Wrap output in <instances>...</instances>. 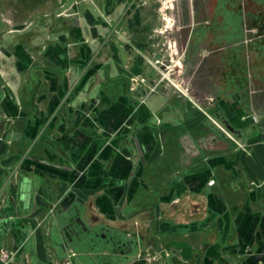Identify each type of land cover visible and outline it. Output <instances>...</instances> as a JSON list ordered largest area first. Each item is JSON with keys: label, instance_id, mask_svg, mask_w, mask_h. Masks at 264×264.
Wrapping results in <instances>:
<instances>
[{"label": "crops", "instance_id": "0c3cea01", "mask_svg": "<svg viewBox=\"0 0 264 264\" xmlns=\"http://www.w3.org/2000/svg\"><path fill=\"white\" fill-rule=\"evenodd\" d=\"M85 1L68 34L44 31L59 8L33 1L31 29L0 40V264H233L247 248L261 264L264 0H239L224 25L215 3L200 18L188 5L186 64L233 139L193 95L130 78L139 33L130 47L98 34L144 26L142 0Z\"/></svg>", "mask_w": 264, "mask_h": 264}, {"label": "rangeland", "instance_id": "374dc122", "mask_svg": "<svg viewBox=\"0 0 264 264\" xmlns=\"http://www.w3.org/2000/svg\"><path fill=\"white\" fill-rule=\"evenodd\" d=\"M33 1H50L51 7L53 6L52 3L57 4L59 9L51 11L50 16L54 17V15L59 14L58 18L63 20L62 23L56 27L43 28L44 31L48 29L52 35L59 32L68 34L70 29L69 20L75 18L76 13L78 15L82 14V12L75 10V7H69L74 0H66V5L63 4L65 0H0V40H9L11 36L25 34L31 29V27L26 26L27 24L23 26L22 23H27V20L31 19L30 11ZM86 1L89 2L88 0ZM190 2L196 8L195 18H200L201 5L209 2L216 5L213 16L215 20L218 19L219 24L224 25V21L228 19L235 22L237 17H239V12L237 11L239 9V0H142L141 3H144L146 8L143 16L145 20L144 26L130 28L98 27L97 31L100 35L110 33L115 38V42H121L120 44L125 46H129V44L137 46L138 42V45L140 44L142 48L143 64L141 69L143 76L131 75L130 78L134 77L133 79L137 80L138 84H145L146 86L149 84L169 86L173 88L175 96L185 100H189L193 95L195 101H198L196 103L197 108L199 107L200 110L204 111L205 117L219 128L221 132L233 139L222 120L215 118L214 108L210 105L208 106L206 101H202L204 96H202L203 94L200 91V86L202 85L200 69L193 72L191 66L186 64V54L192 49V39L190 38H193L191 37L192 27H189L191 15H189L188 5ZM83 13L87 15L89 12ZM196 29L197 27H195L193 35L196 34ZM86 30L87 35H90V30L88 28ZM133 33L135 35L137 33L140 34H137L136 40L139 38L137 42H134L135 37L131 36ZM215 45L204 46L212 48L216 47ZM176 48L178 50L177 53L174 52ZM201 48L202 46L197 49L201 50ZM132 52L135 55L137 54L136 51ZM151 79L154 83L150 82ZM192 86L193 90H191ZM86 238L90 240L92 236L87 235L85 236ZM93 239L95 243L93 244V252L98 253L99 250L107 249L106 243L100 242L96 238ZM87 247L85 243L76 244L77 252L81 255L86 253ZM251 254L252 249L247 248L242 257L240 255L238 257L235 256L234 259L236 261H233V264H245L247 260L251 259ZM152 257L149 258V262H153ZM81 258L84 259L85 257ZM260 263L264 264V261ZM153 264L159 263L154 261Z\"/></svg>", "mask_w": 264, "mask_h": 264}, {"label": "built area", "instance_id": "2783aa9c", "mask_svg": "<svg viewBox=\"0 0 264 264\" xmlns=\"http://www.w3.org/2000/svg\"><path fill=\"white\" fill-rule=\"evenodd\" d=\"M208 117V116H207ZM227 137H229L228 135H226ZM264 185V182L262 183ZM252 186H254V183H251ZM164 254V253H163ZM159 256H161V254L159 252L154 253V256L152 257V260H155L156 258H158Z\"/></svg>", "mask_w": 264, "mask_h": 264}, {"label": "water", "instance_id": "95a60500", "mask_svg": "<svg viewBox=\"0 0 264 264\" xmlns=\"http://www.w3.org/2000/svg\"><path fill=\"white\" fill-rule=\"evenodd\" d=\"M229 130H231L230 128H228Z\"/></svg>", "mask_w": 264, "mask_h": 264}]
</instances>
